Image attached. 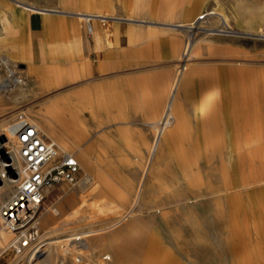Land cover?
Listing matches in <instances>:
<instances>
[{"label":"rangeland","instance_id":"374dc122","mask_svg":"<svg viewBox=\"0 0 264 264\" xmlns=\"http://www.w3.org/2000/svg\"><path fill=\"white\" fill-rule=\"evenodd\" d=\"M1 1L73 17L96 14L95 23L109 33L125 18L136 48L145 50L119 59H129L130 70H156L143 78V91L130 93L129 106L120 92L101 99L80 84L42 95L0 48V136L19 115L58 132L60 122L71 121L70 132L82 133L70 152L91 165L87 169L78 160L76 182L63 183L36 214L37 241L58 242V254L48 264H264V25L259 19L264 0H90L87 10L83 2L88 6V0H74L69 8L61 0ZM219 15L226 17L225 26ZM77 20L84 30L93 23ZM183 43L192 44V53L179 62ZM9 70L21 82L4 89ZM177 71L188 73L182 82H191V99L177 96L176 113L187 111L183 130L173 134L167 128L161 134L168 115L157 124L158 106L164 105ZM210 78L220 96L214 103L217 128L237 120L243 130L237 142L241 162L234 148L220 146L223 139L201 146L210 137L193 121V109ZM88 175L95 177L97 189L81 187ZM138 183L141 199L136 195L130 202ZM8 195H0V206ZM114 205L123 210L113 211ZM75 238L84 247L61 256L58 245ZM2 245L0 264H27L26 250L15 254Z\"/></svg>","mask_w":264,"mask_h":264},{"label":"crops","instance_id":"0c3cea01","mask_svg":"<svg viewBox=\"0 0 264 264\" xmlns=\"http://www.w3.org/2000/svg\"><path fill=\"white\" fill-rule=\"evenodd\" d=\"M89 1L88 6H85L87 2H83L86 10L89 7ZM61 2L63 8H69L74 4V0H61ZM253 4L256 5V3ZM78 15L73 17L67 14L42 12L34 7L11 6L0 0V48L7 50L9 53L8 58L21 65L25 77L42 95L57 92L67 84H80L81 87L88 86L91 94L95 92L101 99L108 94H112L115 98V95L120 92L122 99L127 100V106H129L130 93H134L133 96H135L138 91H143L145 88L143 78L146 77V74L153 73L156 70H130V60L123 58L120 60L119 58H127L130 51L136 49L138 53L143 52L145 48L140 46L136 48L135 34L132 33L130 24L125 22L127 21L125 18H121L119 19L120 22L114 23L112 31L109 33L108 27L95 23L98 21L93 18L98 17L95 16L96 14L83 12V14ZM100 15H103L102 12ZM77 18L86 23L92 20L93 23H89V27L84 30ZM187 21L184 22V25L187 24ZM251 25L256 26V23L251 22ZM89 29L90 32H88ZM191 32L189 36H192ZM191 53L192 44L188 48L183 43L176 59L180 62L182 60L180 59L181 54L190 56ZM4 63L8 64L7 61ZM187 77L188 73L177 71L170 83L164 105L160 104L158 106L160 118L157 124H163V117L171 116V124L167 128L173 134L180 133L183 130L181 125L185 119L184 112L187 114V111L176 113L179 107L178 94H183L184 100L191 99V82H182ZM206 80L209 88L204 93L205 95L196 102L193 109V121L196 124H202V127H206V133L210 137L200 144L204 147H211L215 142L223 139L224 143H221L220 146L234 148L237 160L241 162L240 157L243 152H241L237 142H239L243 130L237 126V120L232 127L217 128L218 119L214 112L216 109L214 103L220 97L216 90L217 82L214 79L211 81V78ZM181 82L182 84H180ZM6 85H8L7 81L2 87L9 89L17 86V84H10V87L7 88ZM133 96L131 99H139ZM241 105L244 108L247 107L245 102H242ZM207 116L210 120L204 121ZM70 122H60V132L56 131L52 125L38 126L40 131L56 145L60 153H71L69 145L72 142L77 143L81 139L82 132L80 129L76 134L70 132L72 129ZM2 124H0V128ZM167 128L162 127L161 134ZM190 130H192L191 126L189 127ZM152 156H149L147 162H151ZM76 160L77 162L79 160L87 169H90L91 165L85 156H78ZM63 183L60 182L43 188L42 206L60 190H63ZM80 185L81 187H92L94 185L96 189L100 186L95 181V177L89 175L80 182ZM142 192L141 184L138 183L130 202L136 195L140 200ZM114 206L113 211L123 210L120 205ZM54 207L52 212L54 215H58L60 207L59 205Z\"/></svg>","mask_w":264,"mask_h":264},{"label":"built area","instance_id":"2783aa9c","mask_svg":"<svg viewBox=\"0 0 264 264\" xmlns=\"http://www.w3.org/2000/svg\"><path fill=\"white\" fill-rule=\"evenodd\" d=\"M1 136L5 141L0 151V192L8 191L10 196L0 206V219L15 234L14 253L22 254L27 246L40 247L34 219L44 199L43 188L60 182L75 183L80 166L73 154L60 153L23 115Z\"/></svg>","mask_w":264,"mask_h":264},{"label":"bare ground","instance_id":"6f19581e","mask_svg":"<svg viewBox=\"0 0 264 264\" xmlns=\"http://www.w3.org/2000/svg\"><path fill=\"white\" fill-rule=\"evenodd\" d=\"M204 17L205 16H201L199 18V20L203 19ZM219 17H220L221 23H223V25L225 26L226 22H227L226 17L223 15H219ZM259 19H260L262 25H264V16H262V17L260 16ZM182 57H183V54L180 55V59H182ZM7 82H8V85H6V87L9 88L10 84L11 85L19 84L21 81H20L19 77L17 75H15L14 72L9 71V76H8ZM170 119H171V116H168L166 118L165 123H164V129L170 126V124H171ZM7 129H8V126H6L4 128V131H6ZM85 179H86V177H85ZM4 193H5V191L1 190L0 195H3ZM9 196L10 195H8L7 197H9ZM5 200L6 199L4 198V202H5ZM0 223H1V219H0ZM5 229H6L5 227H4V229L0 228V244L1 245L5 244V246L8 244L7 245L8 247L9 246L12 247L16 243L15 238L11 237V234H9L11 232L8 231L7 229H6L7 230L6 231ZM79 238H81V237H79ZM79 238L70 239L66 242H62V244L60 243L58 245V250L60 251V255L65 257L66 255H68L70 253V251L75 249L77 246L84 247L83 244H80L81 240ZM38 243H40L39 248H33L31 246L26 247L25 250L27 251V256H26L27 264H48L49 259L53 257L52 255L58 254L57 253V244H58L57 240L47 241L46 239L40 238ZM3 245L1 248L4 247Z\"/></svg>","mask_w":264,"mask_h":264},{"label":"water","instance_id":"95a60500","mask_svg":"<svg viewBox=\"0 0 264 264\" xmlns=\"http://www.w3.org/2000/svg\"><path fill=\"white\" fill-rule=\"evenodd\" d=\"M5 141V138L3 136H0V151L3 152L2 150V144Z\"/></svg>","mask_w":264,"mask_h":264}]
</instances>
